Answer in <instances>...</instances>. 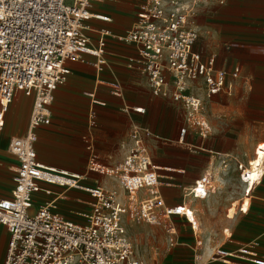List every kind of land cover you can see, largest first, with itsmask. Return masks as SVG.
<instances>
[{"label": "built area", "instance_id": "2783aa9c", "mask_svg": "<svg viewBox=\"0 0 264 264\" xmlns=\"http://www.w3.org/2000/svg\"><path fill=\"white\" fill-rule=\"evenodd\" d=\"M104 1L112 0H0V146L3 143L4 151L18 162L12 195L0 200V228L9 235L2 264H144L123 219L130 213L148 225L164 226L174 241L177 230L171 217L184 214L183 207H163L159 177L147 145L155 137L146 127L131 125L127 154L111 168L99 166L88 146L90 171L118 181L128 205L101 186L82 187L79 176L39 162L36 131L51 124L55 92L70 74L66 62H84V55L103 57L107 37L134 45L138 59H129L128 66L147 77L154 97L184 110L182 142L189 132L203 139L209 134L200 92L211 98L230 95L237 85L249 86L239 68L218 70L215 58L204 59L194 50L199 34L193 21L201 5L210 0H138L139 9L133 13L137 23L122 35L97 31L90 24L93 20L112 23L109 16L91 11L93 2ZM95 32L100 37L97 43L89 35ZM114 90L120 94L119 86ZM25 98L32 100L28 129L16 135ZM237 168L241 181L246 182L247 167L239 163ZM210 179L206 174L197 181L189 191L191 196L208 197ZM42 184L88 193L93 203L88 213L81 214L85 220L67 219L55 202L35 210L36 194L51 195ZM141 191L146 194L144 200H139ZM186 218L195 233V223ZM262 248L260 241L233 251L219 247L207 263L196 256L187 264H264Z\"/></svg>", "mask_w": 264, "mask_h": 264}, {"label": "crops", "instance_id": "0c3cea01", "mask_svg": "<svg viewBox=\"0 0 264 264\" xmlns=\"http://www.w3.org/2000/svg\"><path fill=\"white\" fill-rule=\"evenodd\" d=\"M139 6L138 0L93 2L92 13L109 16L112 23L93 20L90 24L97 31L107 29L114 35H122L135 27L137 20L133 13ZM193 28L199 34L194 49L196 52L204 59L215 58L218 70L232 71L239 68L244 78L253 81L251 96L264 94L259 86L260 80L264 78V0H210L201 5ZM89 35L96 43L100 38L98 32ZM131 58L138 59L134 45L107 37L106 54L103 57L84 55V62H66L70 74L55 92L51 124L36 131L39 162L68 175L79 176L82 187L101 186L111 191L116 189L111 178L90 171L88 146L91 145L96 154L99 166L111 168L121 163L127 154L131 125L146 127L155 137L147 145L159 177L163 207H183L184 214L171 219H184L187 223L186 211L193 213L191 221L196 224L195 233L188 225L194 238V247L191 248L194 258L198 256L201 263H207L219 247L231 251L238 249L242 244L234 248L224 243L213 249L204 262V252L200 249L202 242L198 240V231L202 229L200 219H248L250 223L257 224L252 229L255 230L254 234L264 227V219H253L254 214L259 215L260 209L264 208L263 190L255 197L256 189L262 183L251 193L249 186L241 181L237 168L239 163L246 166L244 155L251 144L264 142V121L258 119L251 126L253 121L249 115L251 108L264 111V107H260V102H249V93L246 91L249 86L237 85L232 94L221 93L211 98L200 92L209 134L203 139L189 132L182 142L180 130L185 125V121L179 118L185 117L182 106L154 97L147 77L128 66ZM115 86H119L120 94L114 90ZM25 107L26 101L23 100L16 121V135L27 132L32 100L28 117L24 120ZM3 146L2 143L0 158L12 160L15 166H11L10 171L15 173L18 162L4 151ZM206 174L211 175L210 180L217 186L215 189L213 186L210 188L208 197L195 199L189 191ZM235 178L241 184L237 190L233 188ZM42 188L51 195L36 194L35 210L43 204L55 202L67 219L83 222L85 215L81 214L88 213L90 210H85L90 209L93 203L88 193L46 184H42ZM120 192L119 196L114 193L124 203L120 199L124 191ZM10 197L4 196L0 200ZM39 197L43 200H37ZM138 197L144 200L146 194L141 191ZM245 208L248 211L243 212ZM225 232L228 233V230ZM233 235L234 230L229 228L226 238L231 239ZM262 236L253 240H261Z\"/></svg>", "mask_w": 264, "mask_h": 264}, {"label": "rangeland", "instance_id": "374dc122", "mask_svg": "<svg viewBox=\"0 0 264 264\" xmlns=\"http://www.w3.org/2000/svg\"><path fill=\"white\" fill-rule=\"evenodd\" d=\"M259 86L261 91L264 93V78L260 80ZM249 87L250 88L246 90L249 93V96L247 97L249 102L252 104L255 102H260V107H264V94L259 96H251L253 93V81L251 80H249ZM25 101L26 107L24 109V120L28 117L30 109V99L25 98L24 102ZM235 102L237 101L235 100ZM249 115L251 122L253 121L251 126L255 123L254 121L258 119H260V121H264V111L262 110L257 111L256 109L251 108ZM179 118L180 120L185 121L184 115L182 118ZM251 131H253V128H251ZM246 152L247 153L244 155L245 157L243 162L246 166H249L247 169H252L257 164L262 166V178L259 179L255 187L261 183L262 184L258 189H256V197V195L261 194L262 190L264 193V142L251 144ZM5 159V157L4 159L0 158V162L2 163L0 166V198H3L4 196L10 197L11 189L13 187V177L15 175L14 172L10 171V167L15 166L13 161ZM81 171H83L82 168ZM100 178L102 179L103 177ZM112 181L116 184V189L114 188L110 192H115L116 195L118 194L119 196L121 194L120 191L123 192V189L118 181L113 179ZM209 185L211 187L213 186V189H215L217 186L211 180L209 181ZM240 185L241 184L235 178L233 182V188L237 190L238 186ZM116 190H119V192H116ZM124 196L125 195L123 193V196L120 197V199L128 205V199ZM62 198L63 197H60V199ZM37 200L40 201L43 199L39 197ZM35 205L36 207L39 206L38 203ZM235 208L237 209V206ZM89 210L90 209L87 208L85 211L88 212ZM244 211L248 210L245 208ZM260 211L261 212L259 215H257V213L254 214L255 218L253 219H264V208L260 209ZM200 223L202 224V229L198 231V240L199 242H202L200 249L201 252H204V262L206 259H208L209 254L213 249L224 243L226 246L236 248L240 244L252 243L254 241L261 242L264 240V235L262 236L264 233V227L259 231L258 234H254L253 232L255 230L252 229L255 228L257 224L250 223L248 219H200ZM123 224L127 229L128 235L136 245L137 256L143 261L144 264H185L186 262L194 260L195 254L191 249L194 247V238L188 223L184 219H172V224L177 229L178 233V237H175L174 241H171V237L167 234L166 227L148 225L137 216L131 217L130 213L123 219ZM225 224L228 225L226 226ZM229 228L234 230V235L231 239L226 238V234L229 233ZM225 230H228V233H226ZM5 232L6 231L4 228L0 230V264H2L3 258L5 256L8 240V234L6 235ZM260 233L262 234L260 235ZM260 236H262L261 240H253ZM182 244L185 246H182ZM261 250L264 252L263 248ZM198 252L200 253V250H198Z\"/></svg>", "mask_w": 264, "mask_h": 264}, {"label": "bare ground", "instance_id": "6f19581e", "mask_svg": "<svg viewBox=\"0 0 264 264\" xmlns=\"http://www.w3.org/2000/svg\"><path fill=\"white\" fill-rule=\"evenodd\" d=\"M245 176H247V178H246L247 181L244 183L249 186V190L252 193L253 189L255 188L256 183L259 181L260 178H262V166L260 164H257L254 168L247 169V171L245 172ZM200 186L202 188L204 186V184L202 182H200ZM203 188L205 189L206 186H204ZM199 197H202V194H200ZM187 216L189 217L190 220H192L193 213L186 211V217Z\"/></svg>", "mask_w": 264, "mask_h": 264}]
</instances>
